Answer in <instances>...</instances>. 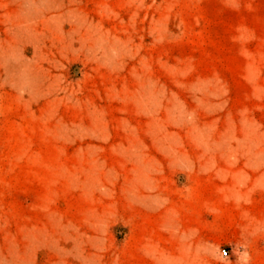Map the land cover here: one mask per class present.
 Instances as JSON below:
<instances>
[{"label": "rangeland", "instance_id": "rangeland-1", "mask_svg": "<svg viewBox=\"0 0 264 264\" xmlns=\"http://www.w3.org/2000/svg\"><path fill=\"white\" fill-rule=\"evenodd\" d=\"M0 264H264V0H0Z\"/></svg>", "mask_w": 264, "mask_h": 264}, {"label": "built area", "instance_id": "built-area-1", "mask_svg": "<svg viewBox=\"0 0 264 264\" xmlns=\"http://www.w3.org/2000/svg\"><path fill=\"white\" fill-rule=\"evenodd\" d=\"M221 255H222L223 257H228V256H229V251H228L226 248H223V249L221 250Z\"/></svg>", "mask_w": 264, "mask_h": 264}]
</instances>
